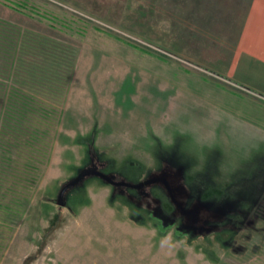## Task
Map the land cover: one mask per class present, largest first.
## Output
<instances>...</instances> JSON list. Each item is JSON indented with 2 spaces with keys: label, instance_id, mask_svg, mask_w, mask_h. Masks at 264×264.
<instances>
[{
  "label": "rangeland",
  "instance_id": "rangeland-1",
  "mask_svg": "<svg viewBox=\"0 0 264 264\" xmlns=\"http://www.w3.org/2000/svg\"><path fill=\"white\" fill-rule=\"evenodd\" d=\"M255 3L0 0L55 52L28 78L48 154L0 264H264L258 234L233 243L264 208Z\"/></svg>",
  "mask_w": 264,
  "mask_h": 264
},
{
  "label": "trees",
  "instance_id": "trees-1",
  "mask_svg": "<svg viewBox=\"0 0 264 264\" xmlns=\"http://www.w3.org/2000/svg\"><path fill=\"white\" fill-rule=\"evenodd\" d=\"M50 53L55 52L45 38L23 36L15 25L0 19V228L5 230L22 221L30 206V188L48 154L45 140L50 132L42 127L46 108L36 97L40 89L33 92L34 79L28 78L38 69V61L51 60ZM156 220L160 231L169 227ZM239 232L234 244L251 238L250 233L264 240V208L255 209Z\"/></svg>",
  "mask_w": 264,
  "mask_h": 264
},
{
  "label": "crops",
  "instance_id": "crops-1",
  "mask_svg": "<svg viewBox=\"0 0 264 264\" xmlns=\"http://www.w3.org/2000/svg\"><path fill=\"white\" fill-rule=\"evenodd\" d=\"M252 9L258 15L244 27L246 47L243 51L260 60L261 64L264 65V5L255 3L252 5ZM257 36L260 39H256ZM248 46L251 47L249 48Z\"/></svg>",
  "mask_w": 264,
  "mask_h": 264
}]
</instances>
